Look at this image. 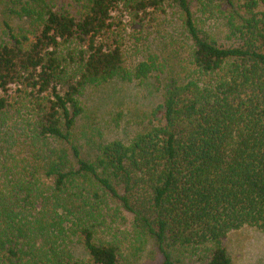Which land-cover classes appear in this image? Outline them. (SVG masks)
Here are the masks:
<instances>
[{
  "label": "trees",
  "instance_id": "trees-1",
  "mask_svg": "<svg viewBox=\"0 0 264 264\" xmlns=\"http://www.w3.org/2000/svg\"><path fill=\"white\" fill-rule=\"evenodd\" d=\"M0 7V264H230L229 232L264 231V0ZM117 82L152 97L134 128L79 137Z\"/></svg>",
  "mask_w": 264,
  "mask_h": 264
},
{
  "label": "rangeland",
  "instance_id": "rangeland-1",
  "mask_svg": "<svg viewBox=\"0 0 264 264\" xmlns=\"http://www.w3.org/2000/svg\"><path fill=\"white\" fill-rule=\"evenodd\" d=\"M3 10V7H0V23L3 19H5L10 25L17 27L18 20L11 15L4 14ZM122 21L124 24H126L125 30L122 32V34L125 37L124 41L127 43L128 48L132 45H140V43L143 42V34L139 39V31L144 29V27L154 25L153 21H151V23H148L145 26L146 20L144 21L143 25H141L142 23H131L128 21V17L123 18ZM154 28L156 30L160 27L154 26ZM14 31L16 32L19 30H17V28H14ZM1 32H3L2 28H0V35ZM161 33H163V31H161ZM217 38L220 40L221 34H217ZM110 89H115V93L108 101V105H106V107H109L110 115L106 116L103 114V110L106 107L102 110L99 109V111L93 109L88 110L90 113V117L88 119L87 117H85L84 121L81 119L83 122L80 121V123H85V127L84 125H82L78 129L77 132L79 133V137H81L80 134H83V132L86 133V131H89L88 128H86V122L94 124L96 126L99 124L100 126L102 125V130L104 128L105 134L108 136H120L126 134V130L134 128L133 125L127 123V121L129 120V116H132V108H145L149 106L148 100L152 98L148 96L144 91H142L145 88L137 87L135 83L123 87L117 82L107 88V90ZM101 95L96 93L89 97V108H92V105H96L95 103H97V105L105 106L103 102H101L100 104ZM114 99H116L117 101L114 102ZM118 114H120L119 124L112 122L110 126H106L109 124L108 121L115 118ZM223 244L225 245L227 251L229 252V255L231 256L230 264H264V231H259L251 227H243L229 232L224 237ZM144 260L145 262L148 261L149 263L153 262V255L151 254V252H145L144 257L138 260V263H144ZM157 260H159V258Z\"/></svg>",
  "mask_w": 264,
  "mask_h": 264
}]
</instances>
